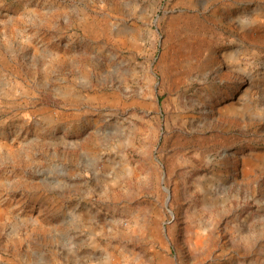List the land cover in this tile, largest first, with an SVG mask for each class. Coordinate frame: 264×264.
<instances>
[{"label":"rangeland","instance_id":"1","mask_svg":"<svg viewBox=\"0 0 264 264\" xmlns=\"http://www.w3.org/2000/svg\"><path fill=\"white\" fill-rule=\"evenodd\" d=\"M0 264H264V0H0Z\"/></svg>","mask_w":264,"mask_h":264}]
</instances>
